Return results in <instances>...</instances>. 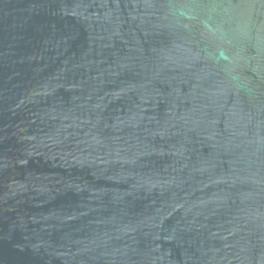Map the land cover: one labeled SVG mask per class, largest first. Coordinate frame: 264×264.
Segmentation results:
<instances>
[{
  "label": "water",
  "instance_id": "95a60500",
  "mask_svg": "<svg viewBox=\"0 0 264 264\" xmlns=\"http://www.w3.org/2000/svg\"><path fill=\"white\" fill-rule=\"evenodd\" d=\"M0 264H264V0H0Z\"/></svg>",
  "mask_w": 264,
  "mask_h": 264
}]
</instances>
